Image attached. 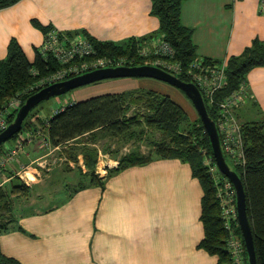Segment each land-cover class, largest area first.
Returning a JSON list of instances; mask_svg holds the SVG:
<instances>
[{
    "label": "crops",
    "instance_id": "0c3cea01",
    "mask_svg": "<svg viewBox=\"0 0 264 264\" xmlns=\"http://www.w3.org/2000/svg\"><path fill=\"white\" fill-rule=\"evenodd\" d=\"M150 8V0H19L0 9V59L13 38L27 59L34 60L47 35L35 22L50 26L64 39H68L66 32L81 31L101 41L159 37V20ZM180 11L181 23L192 29L198 57L227 62L253 39L264 40L261 0H182ZM142 78L97 82L96 90L81 86L72 101L62 105L107 92L146 88ZM110 82L117 86L109 88ZM80 92L85 96L78 97ZM244 96L235 110L237 119L242 123L264 120V66L248 71ZM41 125L40 136L19 152L1 178L2 187L18 176L30 189L26 196H10L11 212L3 220L7 228L0 231L1 254L21 264H217V255L198 247L204 237L203 190L188 163L153 157L107 175V169L116 167L127 152L137 147L143 152V138L123 141L101 133L90 145L98 150L96 170L100 176L106 173L101 179L104 185L88 184L73 162L69 161L73 169L66 170L63 148L51 145L46 126ZM54 151L62 168H46L55 171L47 175L39 160ZM78 165L86 170L81 155ZM24 172L33 179L21 178ZM54 175L58 181L52 185ZM66 175L76 184L52 202L51 192L61 189L60 180H67Z\"/></svg>",
    "mask_w": 264,
    "mask_h": 264
},
{
    "label": "trees",
    "instance_id": "16d2710c",
    "mask_svg": "<svg viewBox=\"0 0 264 264\" xmlns=\"http://www.w3.org/2000/svg\"><path fill=\"white\" fill-rule=\"evenodd\" d=\"M17 1L19 0H0V9ZM150 2V13L159 20L157 35H161L174 50V56L167 59L178 62L181 68V71L176 74L170 72L184 81H189L187 70L190 63L198 56L196 45L192 40V29L181 23L182 0H150ZM35 23L45 35L49 32L50 26L45 27ZM76 34L77 32H66L64 35L72 38ZM80 34L89 39L93 45L95 54L91 57H126L129 60L132 59L131 65L142 64L145 61V58L138 54L139 46L147 38L155 36L141 39L132 37L116 42L97 40L85 31H81ZM58 38L63 40L65 36L63 38L59 32ZM91 57H84L83 60ZM154 58H156L155 55L146 57L149 60ZM83 60L76 58L71 62ZM204 60L205 62L216 61ZM256 66H264V40L255 38L240 54L231 56L227 60L225 68L227 81L222 88L215 91L213 103L210 104L203 97L207 112L214 121L219 111L217 103L237 90L241 83H245L248 71ZM61 67L62 65L50 53L43 56L40 49L35 50L34 60L29 61L17 41L12 38L7 45L6 55L0 59V110L30 84ZM32 70L36 73L33 74ZM73 75L70 74L66 78ZM36 90L26 92L21 104ZM37 105L30 110L19 132L41 128V120L30 121L32 116L40 112L36 109ZM15 112L8 115V123L13 120ZM129 112L130 115H128ZM146 129H155L161 133L158 140L152 141L154 154H145L138 147L134 148L119 158L116 167L108 168L107 175L115 174L129 166L143 164L153 157L176 158L188 163L192 175L199 180L203 190L201 220L204 226V237L198 247L209 254L217 255V264H231L232 258L226 248L228 231L220 215L217 187L209 166L205 164V157L211 158V163L215 164L208 135L199 116L195 120H190L184 108L168 94L150 88L137 87L74 101L52 114L48 119L46 133L51 145L61 146L67 154L64 161L67 171L75 168L82 177L87 178L88 184L103 186L104 182L101 180L103 177H100L96 170L98 150L90 144L95 142L101 133L119 137L123 141H138L146 134ZM19 132L0 144V155L4 151L5 144H14ZM240 132L245 163L231 162V169L240 176L244 188L246 213L252 231L256 263L264 264V120L241 122ZM79 155L82 156L85 171L78 165ZM69 161L74 163L73 168L70 167ZM217 171L221 179H224L225 176L218 169ZM29 191V187L18 176H13L6 186H0V231L7 228L3 220L8 218L11 212L10 196H26ZM234 231L242 239L239 225L234 228ZM244 261L248 264L245 250ZM0 264L21 263L0 252Z\"/></svg>",
    "mask_w": 264,
    "mask_h": 264
},
{
    "label": "built area",
    "instance_id": "2783aa9c",
    "mask_svg": "<svg viewBox=\"0 0 264 264\" xmlns=\"http://www.w3.org/2000/svg\"><path fill=\"white\" fill-rule=\"evenodd\" d=\"M264 9V0H261ZM41 53L45 56L50 53L62 67L44 77L39 78L33 84H30L22 93H18L10 99L6 105L0 110V131L8 125L7 117L16 111L22 102V97L26 92L36 90L39 87L62 80L70 74H79L91 69L108 67V66H126L131 65V60L126 57H91L94 56L95 50L90 40L82 35H74L72 38L59 40L58 32L50 30L43 43ZM138 54L144 57L145 64H151L161 67L167 71L177 73L181 71L178 62L168 60L174 56V50L171 45L166 42L162 36L151 37L148 43H142L139 46ZM155 55L156 58L149 60L146 57ZM84 57H91L83 60ZM76 58H82L83 61L71 62ZM226 61L205 62L204 58L197 57L190 63L187 70L189 81L193 82L200 90L210 104L213 103V96L217 89L222 88L226 84ZM35 74L36 71L32 70ZM245 83H241L237 90L220 100L218 105V116L215 121L217 131L220 138V144L223 153L234 164H244V148L241 136V122L235 115V110L244 100ZM65 105L56 108L52 114L62 110ZM41 120L44 126L48 124V117L41 112L31 117L32 121ZM40 127L33 131L22 130L17 134L14 144L4 145V151L0 155V186L1 178L4 170L13 160H15L20 151L40 136ZM205 164L209 166V171L216 184V195L220 204V215L223 220L224 227L228 231L226 239V248L232 258L231 264H245L244 261V245L243 240L235 233L234 228L238 225L237 212L235 205V194L232 184L225 177L221 179L217 171L216 164L211 163V158L205 157ZM21 178H23L21 176Z\"/></svg>",
    "mask_w": 264,
    "mask_h": 264
},
{
    "label": "water",
    "instance_id": "95a60500",
    "mask_svg": "<svg viewBox=\"0 0 264 264\" xmlns=\"http://www.w3.org/2000/svg\"><path fill=\"white\" fill-rule=\"evenodd\" d=\"M121 77H147L168 83L180 91L190 100L195 108L205 132L208 135L212 155L218 170L230 181L235 194V205L238 225L241 231L244 248L247 254L248 264H257L255 248L251 227L246 213L245 193L240 176L230 168L223 153L220 138L215 121L209 116L204 98L199 88L190 81H184L177 75L155 65L136 64L126 66H108L91 69L79 74H75L63 80L49 83L30 94L16 110L14 118L7 127L0 131V144L9 140L15 133L19 132L22 123L31 109L41 101L61 95L71 89L87 85L103 79Z\"/></svg>",
    "mask_w": 264,
    "mask_h": 264
},
{
    "label": "rangeland",
    "instance_id": "374dc122",
    "mask_svg": "<svg viewBox=\"0 0 264 264\" xmlns=\"http://www.w3.org/2000/svg\"><path fill=\"white\" fill-rule=\"evenodd\" d=\"M76 35H81V34H76ZM41 49H42V47H41ZM41 49H40V51H41ZM136 78H139V77H136ZM63 79H66V76L64 78H62V80ZM112 79H115V78H112ZM112 79L99 80V81H96L93 83H89L83 87L89 86V87H93V88H89V89L95 88V90H96V87H98V85H99L97 82H103V83H105L104 81H112L113 82L114 80H112ZM142 79H145L144 81L147 85L146 88H150V89H153L155 91H158V92H161L164 94H168L172 99L176 100L184 108V110L187 112L190 120H195L198 117V114H197L195 108L193 107L192 103L190 102V100L186 97V95L182 91H180L176 87H174L168 83H165L163 81H160V80H156L153 78H147V77H144ZM112 82H110L108 84V86H109V88L114 89L117 85L112 83ZM94 83H96V84H94ZM43 86H45V85H43ZM43 86H41V87H43ZM41 87H39V89ZM80 87H77L75 89H71V90H69V91H67L61 95L49 97V98L41 101L39 103V105H37L36 109H38L46 117L50 118L52 116L53 111L56 108H58L62 104H65L67 102L72 101V98H74V95L76 93L74 91L79 90ZM117 88H119V87H117ZM77 96L83 97V96H85V94L80 92ZM160 137H161V133L158 132L157 130H155V129L148 130L147 133L142 137L143 140H141L143 152L145 154H154V151L152 150V141L158 140ZM66 155L67 154L64 153V155L62 157L64 160L66 158ZM59 157H60L59 154L56 151H54L49 156L44 157V158L39 160V161H41L39 163H42V165L44 167L42 170L45 174L48 175L50 173V175H53V172H55V171H53L54 169L57 171V169L62 168L61 163H58L60 160ZM226 162L228 163V165L231 168L232 163H231L229 158H226ZM68 163H70V162H68ZM99 165H101V164H99ZM49 167H51L53 170L51 169L50 171H45V169L49 168ZM97 173L99 175V172H97ZM22 174H21V176H22ZM103 176H100V177H103ZM66 177H68L67 180H62V181L60 180L61 189L51 192L50 195L52 197V200H51L52 202L58 201L61 198H63L64 195L66 194V192H68L69 189L73 188V186L76 184V182H73L68 175H66ZM51 181H52V185H55L56 181H58V177L56 175H54V177L52 178ZM68 182H70V184L67 185ZM56 187H58V185H56Z\"/></svg>",
    "mask_w": 264,
    "mask_h": 264
},
{
    "label": "bare ground",
    "instance_id": "6f19581e",
    "mask_svg": "<svg viewBox=\"0 0 264 264\" xmlns=\"http://www.w3.org/2000/svg\"><path fill=\"white\" fill-rule=\"evenodd\" d=\"M22 176H23V178H24L25 180H27V181H30L31 179H33V178H32V175L30 174V172H24V173L22 174Z\"/></svg>",
    "mask_w": 264,
    "mask_h": 264
}]
</instances>
